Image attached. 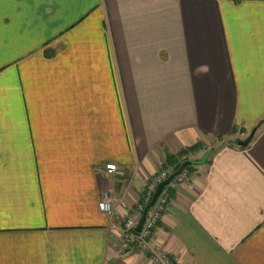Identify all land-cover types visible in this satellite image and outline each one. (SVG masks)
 Returning <instances> with one entry per match:
<instances>
[{
	"label": "crops",
	"instance_id": "1",
	"mask_svg": "<svg viewBox=\"0 0 264 264\" xmlns=\"http://www.w3.org/2000/svg\"><path fill=\"white\" fill-rule=\"evenodd\" d=\"M184 150L156 241L264 264V0H0V264H149L122 221Z\"/></svg>",
	"mask_w": 264,
	"mask_h": 264
},
{
	"label": "built area",
	"instance_id": "2",
	"mask_svg": "<svg viewBox=\"0 0 264 264\" xmlns=\"http://www.w3.org/2000/svg\"><path fill=\"white\" fill-rule=\"evenodd\" d=\"M190 153L191 151L187 150L184 154H180L179 161H188ZM104 169L112 175H124V171L114 163L105 164ZM172 172H174L172 171V166L165 164L160 168L156 176L151 177L150 181L142 186L141 202L137 203L122 221L120 236L117 243V249L120 253L132 247H136L147 256L149 264H180L163 249L159 242L156 241L155 230L161 219L162 213L166 210L169 199L168 186L174 182L184 181L187 178L188 172L185 168L163 187L154 203L148 208L140 230H135L143 209L150 201L157 183L165 179ZM113 202V195L109 191H103L98 202V208L110 214L113 211Z\"/></svg>",
	"mask_w": 264,
	"mask_h": 264
},
{
	"label": "water",
	"instance_id": "3",
	"mask_svg": "<svg viewBox=\"0 0 264 264\" xmlns=\"http://www.w3.org/2000/svg\"><path fill=\"white\" fill-rule=\"evenodd\" d=\"M251 136H252V132L249 134V136L245 140L239 141L238 144H240V145H246L248 143V141H249V139H250ZM203 160L204 159H202V161ZM192 163L193 162L191 160L183 161L174 172L170 173L165 179H163V180H161V181H159L157 183V185L155 187V190H154V192L152 194V197H151L150 201L145 205V207L143 209V212L141 214V217H140V219H139V221L137 223L136 229H135L136 231H139L140 230L141 225L143 223V219L145 217V214H146L148 208L154 203L155 199L157 198L158 194L162 191L163 187L165 185H167L173 179V177L175 175L179 174L186 167L187 164H192Z\"/></svg>",
	"mask_w": 264,
	"mask_h": 264
},
{
	"label": "trees",
	"instance_id": "4",
	"mask_svg": "<svg viewBox=\"0 0 264 264\" xmlns=\"http://www.w3.org/2000/svg\"><path fill=\"white\" fill-rule=\"evenodd\" d=\"M185 152H186V150H184L183 152H180L179 155L184 154ZM167 162L172 165V171H175L179 167V165L181 164L182 161H176L175 157H167ZM189 166H191V165L187 164L185 169Z\"/></svg>",
	"mask_w": 264,
	"mask_h": 264
}]
</instances>
